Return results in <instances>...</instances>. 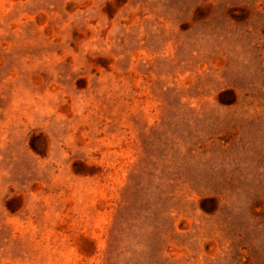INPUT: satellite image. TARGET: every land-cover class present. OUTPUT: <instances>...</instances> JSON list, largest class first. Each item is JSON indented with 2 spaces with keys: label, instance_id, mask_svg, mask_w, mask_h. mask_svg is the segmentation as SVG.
Instances as JSON below:
<instances>
[{
  "label": "rangeland",
  "instance_id": "1",
  "mask_svg": "<svg viewBox=\"0 0 264 264\" xmlns=\"http://www.w3.org/2000/svg\"><path fill=\"white\" fill-rule=\"evenodd\" d=\"M0 264H264V0H0Z\"/></svg>",
  "mask_w": 264,
  "mask_h": 264
}]
</instances>
